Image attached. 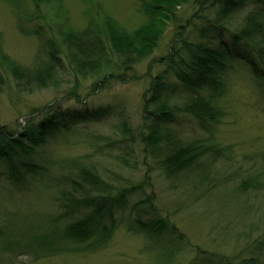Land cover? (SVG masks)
Segmentation results:
<instances>
[{
  "label": "trees",
  "instance_id": "16d2710c",
  "mask_svg": "<svg viewBox=\"0 0 264 264\" xmlns=\"http://www.w3.org/2000/svg\"><path fill=\"white\" fill-rule=\"evenodd\" d=\"M0 1L15 11L19 32L39 43L30 66L9 62L16 87L31 91L73 81L75 87L68 93L82 105L34 108L24 125H0L5 181L17 192L44 189L54 206V217L42 213L22 241L12 240L7 230L0 232L6 238L0 252L7 253L8 264H22L18 260L26 255L38 262L72 250L97 254L122 229L141 239L138 252L149 257L145 264H172L189 240L171 213L147 193V188H154L151 173L168 190L192 202L215 190L210 170L232 158L231 146L221 145L213 132L229 113L234 76L245 74L264 101V0H135L141 22L133 29L100 6L84 13L85 26L76 28L63 0ZM183 8L185 16L179 22ZM170 22L175 28L169 50L156 60L164 68L154 76L146 73L150 79L141 96L140 121H130L121 104L87 106L77 91L79 78L96 77L97 89L133 79L130 66L151 53ZM3 55L0 41L1 64ZM110 117L117 118L108 122L114 138L94 132L93 126ZM184 119L193 124L182 130ZM79 136L88 145L83 155L55 157L61 145L64 149L70 138ZM105 151L116 152L110 158L120 165L118 176L98 168L92 159ZM137 153L144 169L140 180L118 188L120 172L136 169L132 158ZM257 180L243 179L237 193L256 188ZM132 195L138 199L125 210ZM260 244L259 248L264 241ZM217 264L226 263L220 259ZM241 264L264 262L253 256Z\"/></svg>",
  "mask_w": 264,
  "mask_h": 264
},
{
  "label": "rangeland",
  "instance_id": "374dc122",
  "mask_svg": "<svg viewBox=\"0 0 264 264\" xmlns=\"http://www.w3.org/2000/svg\"><path fill=\"white\" fill-rule=\"evenodd\" d=\"M63 1L69 11V22L76 28H83L86 23L84 13L98 6L128 29L135 28L141 22L136 12L135 0ZM184 16L183 8L177 20L181 22ZM17 23L13 8L0 1V41L5 57L3 64L0 63V125H13L15 121L24 125V117L34 108H48L55 103L81 108L82 105L77 104L68 93L71 87H75L71 79L72 82L69 83H58L56 86L31 91H20L16 87L9 70V62L30 66L39 49L36 37L20 33ZM174 28V23L170 22L151 53L139 57L134 65L130 66L129 72L134 75V80L131 78L127 82L111 81L105 87L97 89L93 86L96 77H80L77 91L84 97L86 105L99 108L121 104L123 107L120 109L125 111L128 119L139 122L141 96L150 79L146 73L154 76L163 70L164 65L156 60L169 50ZM243 76L246 75L234 76L236 78L233 80L232 92L229 99L227 98L229 113L220 119L221 124L216 126L213 132L215 140L223 146H231L232 149L230 161H220L209 172V178L214 180L215 190L192 202L189 201L190 198L182 199L179 192L168 190L167 184L157 177L156 173H151L154 188H147V193L152 192L155 204L171 213L172 221L186 233L189 240L188 248L176 254L172 264H217L220 259L226 264H241L242 259L253 256H258L264 262V246L259 248L260 242L264 241V101L252 88V82ZM116 120L117 118L110 117L105 124L93 126V130L114 138L108 122L115 123ZM187 123L191 126L192 121L182 120L179 128L185 130ZM187 137H190V133ZM87 146L84 144V138L80 136L70 138L64 149L63 145L59 147L55 157L83 155ZM120 151L121 149L119 154ZM104 154L92 158L96 166L107 168L118 176L117 169L121 168L117 167L120 165L110 158V154L116 155V152L105 151ZM132 159L137 167L135 170L120 172L123 180L121 179L118 188L130 186L140 180V173L144 170L140 166L141 154L137 153ZM4 173L5 165L0 161V232L7 230L12 240L22 241L25 239V233L38 225L43 218L42 213L46 215L51 212L54 217V206L51 196L47 195L48 192L39 187H34L29 192H17L5 181ZM249 176L258 179L256 188L250 189L245 195H239V182ZM137 199L136 195L130 196L123 208L128 210ZM117 214L119 216V213ZM121 230L114 233L106 248L97 254L72 250L64 256H52L38 262L28 255L18 261L22 264L147 263L149 257L138 252L142 245L141 239L125 235ZM4 240L6 238L1 234L0 245ZM69 246L71 247V244L67 245L68 248ZM75 247L78 246H73ZM6 254L4 251L0 252V262L8 264Z\"/></svg>",
  "mask_w": 264,
  "mask_h": 264
}]
</instances>
